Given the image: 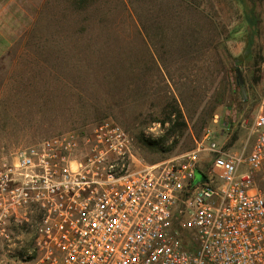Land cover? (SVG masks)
<instances>
[{"label":"rangeland","instance_id":"rangeland-1","mask_svg":"<svg viewBox=\"0 0 264 264\" xmlns=\"http://www.w3.org/2000/svg\"><path fill=\"white\" fill-rule=\"evenodd\" d=\"M171 1L17 0L24 11H0V165L106 119L132 138L138 169L194 150L209 129L242 151L264 92V0H252L254 34L238 0L159 6ZM33 225L11 224L0 260L32 248Z\"/></svg>","mask_w":264,"mask_h":264},{"label":"built area","instance_id":"built-area-1","mask_svg":"<svg viewBox=\"0 0 264 264\" xmlns=\"http://www.w3.org/2000/svg\"><path fill=\"white\" fill-rule=\"evenodd\" d=\"M253 118L242 151L209 129L141 169L112 119L26 147L0 165V240L32 221V248L0 264H264V92Z\"/></svg>","mask_w":264,"mask_h":264},{"label":"trees","instance_id":"trees-1","mask_svg":"<svg viewBox=\"0 0 264 264\" xmlns=\"http://www.w3.org/2000/svg\"><path fill=\"white\" fill-rule=\"evenodd\" d=\"M240 3V6L242 8L243 12V19H242V25L247 29H251V34H254L256 30L257 31V25H258V21H257V15L255 13V8H256V2L252 0H238ZM251 4V7L249 5V3ZM253 44V39L250 37L249 41H248V46L250 47V45Z\"/></svg>","mask_w":264,"mask_h":264},{"label":"crops","instance_id":"crops-1","mask_svg":"<svg viewBox=\"0 0 264 264\" xmlns=\"http://www.w3.org/2000/svg\"><path fill=\"white\" fill-rule=\"evenodd\" d=\"M16 1L17 0H0V11H24V8H20L19 6L16 5ZM171 2H174V4L170 5V3H167V5L160 4L159 6L161 8H164L165 6L167 8V6H168L167 11H175V9H177L179 7V4H182L184 1L183 0H172ZM151 4H153V0H143V2H142V5L145 8H148ZM132 7H134V6H132ZM133 9H134V11H139V10H137L136 6Z\"/></svg>","mask_w":264,"mask_h":264},{"label":"water","instance_id":"water-1","mask_svg":"<svg viewBox=\"0 0 264 264\" xmlns=\"http://www.w3.org/2000/svg\"><path fill=\"white\" fill-rule=\"evenodd\" d=\"M237 80H238V84L241 87V93H242L243 99L246 100L247 99V93H246L245 82H244L243 76L241 74V71L239 69H237ZM201 178H202V174L198 173L197 182H199L201 180Z\"/></svg>","mask_w":264,"mask_h":264}]
</instances>
